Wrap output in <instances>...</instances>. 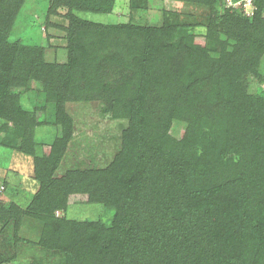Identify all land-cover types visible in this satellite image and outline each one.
<instances>
[{"label": "trees", "instance_id": "obj_1", "mask_svg": "<svg viewBox=\"0 0 264 264\" xmlns=\"http://www.w3.org/2000/svg\"><path fill=\"white\" fill-rule=\"evenodd\" d=\"M21 2L0 0V117L11 123L0 145L32 153L31 128L39 121L22 109L15 91L31 80L55 104L54 124L62 127L61 138L53 141L57 147L70 138L64 102L76 94L80 80L88 79L82 88L105 100V111L128 119L112 163L73 175L87 188L86 199L113 205L111 226L82 222L69 228L61 223L60 230L47 234V247L59 235L54 248H62L73 232L82 242V230H90L92 240L106 243L100 248L114 264H264V94L246 89V76L256 72L257 56L264 53V21L258 13L251 23L233 16L222 20L221 32L246 46L241 52L220 51L224 62L208 57L185 31L175 35L173 24L108 26L73 16L71 35L81 27L96 31L92 44L107 42L113 56L122 55L125 69L95 89L91 72L105 70L106 63L91 59L81 64L72 55L67 63H47L39 48L8 41ZM50 2L73 6L67 0ZM112 4L103 0L85 9L109 12ZM226 23L235 24L233 31L225 29ZM201 75L213 90H197ZM173 120L185 124L180 138L168 133ZM52 161L50 156L35 159V178L41 191L43 184L47 190V208ZM39 196L29 210L0 204V221H12L16 229L32 211L37 218Z\"/></svg>", "mask_w": 264, "mask_h": 264}, {"label": "rangeland", "instance_id": "obj_2", "mask_svg": "<svg viewBox=\"0 0 264 264\" xmlns=\"http://www.w3.org/2000/svg\"><path fill=\"white\" fill-rule=\"evenodd\" d=\"M6 1L14 3L17 0ZM67 1L73 6L69 8L61 4L54 7L50 0H22L13 13L8 41L39 48L47 63H67L71 55L81 64L91 59L106 63L105 70L99 68L91 72L90 85H94L95 89L97 84L115 78L117 72L121 74L122 69H125L122 55L113 56V47L109 49L107 42L102 47L100 44H92L91 39L94 37L91 33L96 31L83 27L81 29L77 25L80 29H75L74 35H71L69 30L73 29V16L79 20L108 26L173 24L177 27L175 35L183 36L185 31L196 40L198 46L205 47L208 57L220 62H224L226 58L220 60V51L225 54L241 52L246 47L243 43L235 44L228 33L221 32L222 20L233 16L239 20L247 18L251 23L258 13L261 22L264 21V0H252L251 15L245 12L240 0H216L213 4L207 0H113L109 12L99 13L85 8L103 0ZM226 25L225 29L229 32L235 28V24ZM78 35L82 36L77 38ZM72 38L77 39L73 42ZM116 59L117 62H114ZM207 65L213 66L209 62ZM255 69V73L246 76V89L250 94L263 95L264 53L257 56ZM205 79L208 78L199 76L197 84L200 87L197 89L194 84V88L201 90L209 86L204 92L213 90L204 82ZM86 81L88 79L80 80L76 94L69 95L64 102L65 112L71 122L70 138L64 147H57L53 143L61 138L62 127L54 124L55 104L47 100V95L40 90L38 83L31 80L27 87H17L15 90L19 94L18 101L22 109L34 114L39 123L31 128L32 153L0 145V204L8 208L11 203H16L20 209L29 210L35 205V194H39L35 202L41 206V211L37 210V218L34 217L35 211H32V215L23 216L16 229L12 221H0V264H114L111 254L103 255L100 248L103 242L97 243L91 239L90 233L88 234L90 230H82V242L80 236L72 230L73 234L66 235L61 242L62 248H54L59 235L54 237L51 243L53 247H47V234L55 228L60 230L61 223L67 224L69 228L70 225L82 222L109 228L113 221V205L109 204L110 208L92 202L91 198L86 199L83 192L87 188L73 175L104 169L112 163L121 150L122 133L128 125V119L105 111V100L99 98L96 91L82 88ZM93 95L96 96L92 98ZM10 126L11 123L0 117V141L5 136L3 129ZM184 127L183 122L173 120L168 133L180 138ZM47 156L52 158L55 166L48 176L51 181L49 183L54 182L47 186L52 194L48 204L50 209L47 208V190L43 189V184L41 191V183L35 178V159L37 161ZM93 222L98 223L95 225ZM105 244L104 242L103 246ZM83 247L90 250H82Z\"/></svg>", "mask_w": 264, "mask_h": 264}, {"label": "built area", "instance_id": "obj_3", "mask_svg": "<svg viewBox=\"0 0 264 264\" xmlns=\"http://www.w3.org/2000/svg\"><path fill=\"white\" fill-rule=\"evenodd\" d=\"M240 2L242 3V6L245 8V10H246L245 12L248 15H251L253 13V11L250 9L252 0H240Z\"/></svg>", "mask_w": 264, "mask_h": 264}]
</instances>
